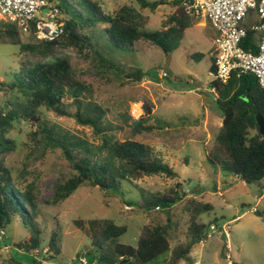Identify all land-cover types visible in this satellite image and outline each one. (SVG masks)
I'll list each match as a JSON object with an SVG mask.
<instances>
[{
  "label": "rangeland",
  "instance_id": "rangeland-1",
  "mask_svg": "<svg viewBox=\"0 0 264 264\" xmlns=\"http://www.w3.org/2000/svg\"><path fill=\"white\" fill-rule=\"evenodd\" d=\"M98 1L107 14H114L123 6L135 7L148 18V31L161 30L163 22L176 10L175 0H165L166 4L154 12L142 9L136 0ZM14 25L0 19V26ZM29 35L23 34V40L30 41ZM215 36L216 31L209 20L200 18L168 54L144 42L134 48H114L112 41L103 37L106 52L113 49L107 57L125 70L119 78L111 73H99L92 58L86 60L72 49L58 51L60 57H72L79 76L90 86L83 94L85 115H89L87 108L90 105L100 106L105 113L101 124L103 130L119 141L133 140L151 146L155 155L173 168L178 177L150 176L121 181L116 191L108 193L86 184L66 201L55 204L57 183L70 176L71 166L61 149L44 151L33 142L37 123L22 122L8 134L16 141V148L5 154L2 161L18 187L33 186L39 203L37 224L44 244L42 249L30 253L18 248L16 245L29 239L30 235L16 219L5 230L6 236L0 239V264H34L33 260L37 264H87L82 258L94 251L93 245L76 222L81 221L87 226L92 219H109L126 226L127 232L120 242L134 247L145 225L168 227L171 252L162 255L154 264H173L172 251L192 240L187 203L191 199L214 206L213 212L201 217L204 224L229 225L233 264H264V182L246 184L208 161L224 119L212 86L216 79L212 73ZM19 53V46L0 42V82L21 80ZM199 55L203 58L199 59ZM23 61L34 64L48 60L25 57ZM138 69L145 74L141 81L126 77L131 70ZM164 73L168 77H163ZM11 99L14 95L0 88V106L7 105ZM146 102L153 106L150 116L144 111ZM64 105L70 116H59L43 108L42 120L54 129L56 137L66 136L68 140H81L93 148L98 147L102 136L97 135L94 128L77 123L74 117L77 105L73 98L66 97ZM139 119H145L142 125L151 130H140L136 125ZM73 154L79 159L82 151L77 149ZM178 183L184 196L177 203L159 210L143 206L155 194L167 193ZM53 233L57 234L60 254H52L57 260L49 261V242ZM203 238L195 243L190 255L177 264H228L222 232ZM40 251L49 254L40 260Z\"/></svg>",
  "mask_w": 264,
  "mask_h": 264
},
{
  "label": "trees",
  "instance_id": "trees-1",
  "mask_svg": "<svg viewBox=\"0 0 264 264\" xmlns=\"http://www.w3.org/2000/svg\"><path fill=\"white\" fill-rule=\"evenodd\" d=\"M61 9L65 23V36L56 42L38 40L34 29L30 41L23 40L25 34L14 26H0V42L19 46L21 80L11 83L0 82L5 93L13 94L14 99L5 106H0V231L6 230L18 219L29 231V239L16 246L30 253L43 248L42 231L37 224L39 203L33 186L20 188L16 185L11 171L2 158L15 150L16 141L8 134L22 122L37 123V130L32 140L43 150L61 149L71 166V174L57 183L53 202L58 204L70 198L81 186L89 184L106 193L116 191L121 181H136L150 176H166L176 179L178 174L162 159L158 158L151 146L133 141H119L101 127L105 113L100 106L93 104L87 108L83 94L89 85L79 76L72 57H60V49H72L86 60L92 58L99 73H111L119 78L125 70L116 65L107 56L106 45L102 38L112 41L114 48H134L143 42L160 48L165 54L176 48L185 32L193 27L194 19L182 6V0H175V12L162 24L161 30L148 31V18L133 6H123L114 14H107L98 0H51ZM142 9L156 11L166 4L165 0H136ZM105 24L108 27H105ZM250 34L244 48L256 51L252 46ZM46 59L48 61L30 64L24 58ZM198 58H203L199 55ZM26 60V59H25ZM212 73L215 74V57L213 56ZM145 74L141 69L131 70L128 79L141 81ZM217 95L216 102L224 114L222 125L215 137L208 161L222 172L234 175L246 184L264 181V135L260 132L257 116L264 118V89L256 76L250 73L234 72L228 83L218 79L212 83ZM73 98L77 105L74 117L77 123L90 126L100 137L102 143L93 148L81 140H68L66 136H55L54 129L42 120V109L46 108L59 116H70L64 105L66 97ZM89 105V104H88ZM153 106L146 102L144 111L150 116ZM136 123L142 131L151 127ZM135 125V126H136ZM81 149L82 156L77 159L73 152ZM181 184L164 194H155L143 203L144 207H170L180 201L184 195L180 192ZM264 190V186H263ZM190 215L189 230L191 242L180 245L171 253V262L177 264L186 259L195 243L206 237L209 228L201 221L205 214L213 212L211 203L191 199L187 202ZM78 227L90 238L93 252L87 253V264H154L162 255L171 252V240L168 227L145 225L139 235L137 246L120 242L126 234L127 227L118 225L109 219H92L76 222ZM57 234L53 233L49 242V259L57 260L59 255ZM204 239V238H203ZM41 257L46 256L40 251ZM46 258V257H45ZM126 260L128 262L124 263ZM34 264L37 261L33 260ZM20 264V263H14Z\"/></svg>",
  "mask_w": 264,
  "mask_h": 264
},
{
  "label": "built area",
  "instance_id": "built-area-1",
  "mask_svg": "<svg viewBox=\"0 0 264 264\" xmlns=\"http://www.w3.org/2000/svg\"><path fill=\"white\" fill-rule=\"evenodd\" d=\"M182 6L194 21L206 18L216 31L215 78L226 84L234 72L250 73L264 89V0H182ZM63 18L61 9L51 0H0V19L17 25L25 34L34 29L36 38L44 42H56L65 36ZM250 34V48L254 45L255 52L244 48ZM163 77L168 75L164 73ZM220 232L225 239V259L233 264L229 225L211 224L204 235L209 238ZM5 236V230H1L0 239Z\"/></svg>",
  "mask_w": 264,
  "mask_h": 264
},
{
  "label": "water",
  "instance_id": "water-1",
  "mask_svg": "<svg viewBox=\"0 0 264 264\" xmlns=\"http://www.w3.org/2000/svg\"><path fill=\"white\" fill-rule=\"evenodd\" d=\"M258 125L260 128V132L264 135V118L257 116ZM129 260H126L124 263L128 262Z\"/></svg>",
  "mask_w": 264,
  "mask_h": 264
},
{
  "label": "bare ground",
  "instance_id": "bare-ground-1",
  "mask_svg": "<svg viewBox=\"0 0 264 264\" xmlns=\"http://www.w3.org/2000/svg\"><path fill=\"white\" fill-rule=\"evenodd\" d=\"M139 107H140L139 109L141 110V105Z\"/></svg>",
  "mask_w": 264,
  "mask_h": 264
},
{
  "label": "crops",
  "instance_id": "crops-1",
  "mask_svg": "<svg viewBox=\"0 0 264 264\" xmlns=\"http://www.w3.org/2000/svg\"><path fill=\"white\" fill-rule=\"evenodd\" d=\"M203 24V23H202ZM264 182V181H263Z\"/></svg>",
  "mask_w": 264,
  "mask_h": 264
}]
</instances>
